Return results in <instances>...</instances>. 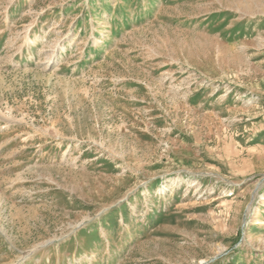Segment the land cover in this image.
<instances>
[{"label":"rangeland","instance_id":"374dc122","mask_svg":"<svg viewBox=\"0 0 264 264\" xmlns=\"http://www.w3.org/2000/svg\"><path fill=\"white\" fill-rule=\"evenodd\" d=\"M0 264H264V0H0Z\"/></svg>","mask_w":264,"mask_h":264}]
</instances>
